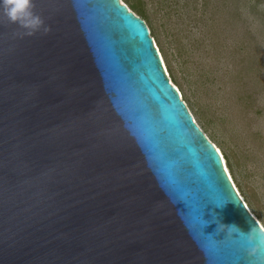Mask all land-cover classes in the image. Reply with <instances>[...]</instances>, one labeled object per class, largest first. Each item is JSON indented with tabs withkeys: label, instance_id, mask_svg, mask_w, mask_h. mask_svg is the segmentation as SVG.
<instances>
[{
	"label": "water",
	"instance_id": "1",
	"mask_svg": "<svg viewBox=\"0 0 264 264\" xmlns=\"http://www.w3.org/2000/svg\"><path fill=\"white\" fill-rule=\"evenodd\" d=\"M35 4L49 33L0 22V264H249L215 217L264 229L144 21L121 0Z\"/></svg>",
	"mask_w": 264,
	"mask_h": 264
},
{
	"label": "rangeland",
	"instance_id": "2",
	"mask_svg": "<svg viewBox=\"0 0 264 264\" xmlns=\"http://www.w3.org/2000/svg\"><path fill=\"white\" fill-rule=\"evenodd\" d=\"M142 2L168 74L264 229V0Z\"/></svg>",
	"mask_w": 264,
	"mask_h": 264
},
{
	"label": "clouds",
	"instance_id": "3",
	"mask_svg": "<svg viewBox=\"0 0 264 264\" xmlns=\"http://www.w3.org/2000/svg\"><path fill=\"white\" fill-rule=\"evenodd\" d=\"M35 7V0H0V22L6 19L7 22L17 25L19 29L23 30L17 33L21 38L31 37L41 32L47 34L51 31V27L35 11ZM224 204L217 206L223 207ZM215 222L218 225V232H225L228 238L238 235L246 239L249 264H264V231L252 227L249 232L245 233L235 223L225 224L216 217Z\"/></svg>",
	"mask_w": 264,
	"mask_h": 264
},
{
	"label": "trees",
	"instance_id": "4",
	"mask_svg": "<svg viewBox=\"0 0 264 264\" xmlns=\"http://www.w3.org/2000/svg\"><path fill=\"white\" fill-rule=\"evenodd\" d=\"M126 5H130L128 8L131 12H133L137 17H139L141 20L144 21L146 26L150 24L149 16L147 15L146 8L143 6L142 0H124ZM151 26V25H150ZM148 30L150 31V37L154 39L153 32L148 27ZM227 163V162H226ZM228 167H230V164L228 162Z\"/></svg>",
	"mask_w": 264,
	"mask_h": 264
},
{
	"label": "bare ground",
	"instance_id": "5",
	"mask_svg": "<svg viewBox=\"0 0 264 264\" xmlns=\"http://www.w3.org/2000/svg\"><path fill=\"white\" fill-rule=\"evenodd\" d=\"M160 56V55H159ZM160 58H161V56H160ZM161 60H162V58H161ZM163 62V61H162ZM163 65H164V63H163ZM165 67V66H164ZM218 153L220 154V156H221V153H220V151H218ZM221 158H222V162H223V166H224V169H225V171H226V173H227V176H228V178H229V180H230V182L232 183V185H233V182H232V180H231V177H230V175H229V173H228V171H227V169H226V166H225V162H224V160H223V157L221 156ZM233 187H234V185H233ZM235 188V187H234ZM236 190V189H235ZM247 210H248V208H247ZM250 212V211H249ZM252 215V214H251ZM253 216V215H252ZM255 218V217H254ZM256 219V218H255ZM257 220V219H256ZM258 222V221H257ZM259 223V222H258ZM261 226V225H260Z\"/></svg>",
	"mask_w": 264,
	"mask_h": 264
},
{
	"label": "built area",
	"instance_id": "6",
	"mask_svg": "<svg viewBox=\"0 0 264 264\" xmlns=\"http://www.w3.org/2000/svg\"><path fill=\"white\" fill-rule=\"evenodd\" d=\"M154 47H155V45H154ZM156 48V47H155ZM238 194V193H237Z\"/></svg>",
	"mask_w": 264,
	"mask_h": 264
}]
</instances>
